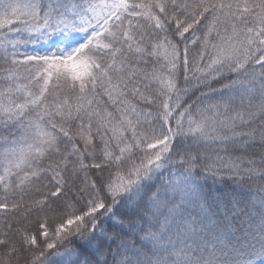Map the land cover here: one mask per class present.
Here are the masks:
<instances>
[{"label":"snow or ice","instance_id":"snow-or-ice-1","mask_svg":"<svg viewBox=\"0 0 264 264\" xmlns=\"http://www.w3.org/2000/svg\"><path fill=\"white\" fill-rule=\"evenodd\" d=\"M0 264H264V0H0Z\"/></svg>","mask_w":264,"mask_h":264}]
</instances>
